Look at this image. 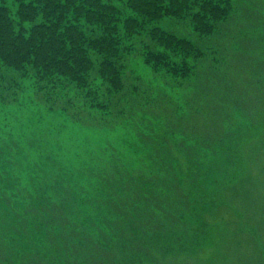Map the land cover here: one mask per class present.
I'll list each match as a JSON object with an SVG mask.
<instances>
[{
    "label": "rangeland",
    "instance_id": "obj_1",
    "mask_svg": "<svg viewBox=\"0 0 264 264\" xmlns=\"http://www.w3.org/2000/svg\"><path fill=\"white\" fill-rule=\"evenodd\" d=\"M188 1L186 18L197 14L199 30L186 18L184 23L160 19L159 27L196 39L194 32H212L224 21L225 10L233 15L225 25L219 23L224 26L220 32L230 33V49L240 52V63L225 85L230 89L216 101L222 113L212 125L204 116L191 115L188 120L206 127L207 135L220 137L203 143L195 133L173 135L169 125L152 121L154 131L144 115L112 128L84 125L39 101L33 79L23 80L16 100L0 98V237L12 249L49 250L48 211L64 214L70 227L86 222L90 232L100 235V226L109 232L117 218L109 207L111 200L121 203L119 198H124L121 204L130 213H142L149 209L138 201L143 193L162 194L177 179L184 186L187 210L176 222L186 225H174L166 241L169 250L151 244L160 261L264 264V104L255 105L256 98L264 100V78L256 83L258 73L264 76V0H206L203 9ZM205 20L213 25L206 26ZM143 34L144 41L147 32ZM126 64L144 83L158 80L137 54H130ZM194 90L172 89L180 110L185 109L181 96ZM233 91L237 99L226 104ZM193 98L202 109L192 112H202L204 99L195 94ZM217 123L222 127L217 129ZM159 127L165 134L156 137ZM180 238L195 244L182 252ZM128 261L132 264L130 257ZM141 264H153L152 259L146 255Z\"/></svg>",
    "mask_w": 264,
    "mask_h": 264
},
{
    "label": "trees",
    "instance_id": "obj_2",
    "mask_svg": "<svg viewBox=\"0 0 264 264\" xmlns=\"http://www.w3.org/2000/svg\"><path fill=\"white\" fill-rule=\"evenodd\" d=\"M194 1V7L201 9L208 4ZM189 10L188 0H0V98L16 100L22 81L29 78L39 101L65 111L81 124L112 128L144 115L154 131L152 121L169 125L173 135L195 133L200 142H214L220 136L207 135L206 127L188 120L191 115L204 116L212 125V119L222 113L223 106L216 101L230 89L225 85L240 63L239 50L230 49V33L220 32L233 15L225 10L221 16L227 20L219 22L223 25L218 23L212 32H194L196 39L159 27L160 19L166 18L184 23ZM211 10L218 14L217 8ZM186 19H193V28L199 30L197 14ZM205 24L211 27L213 22L208 25L205 20ZM143 32H147L144 41ZM130 54L140 56L158 80L146 84L138 75L134 77L126 64ZM263 78L258 73L256 83ZM190 86L195 90L181 96L185 109L180 110L172 89ZM256 92L261 95L260 90ZM194 94L196 99H204L200 113L192 112L202 109ZM236 99L233 91L226 104ZM262 101L256 98L255 105L264 104ZM216 127L222 126L217 123ZM159 128L156 137L165 134ZM136 129L139 136L144 135ZM169 183L162 194L143 193L138 201L149 209L142 213L137 209L130 213L121 204L124 198H119L121 203L111 200L109 207L117 218L110 223L114 226L109 232L98 227L100 235L90 232L86 222L70 227L64 214L48 211L49 250L34 253L21 246L14 250L0 237V261L128 264L130 257L132 264H141L147 255L153 264H165L151 244L169 250L166 241L174 225H186L176 218L180 222L187 210L183 207L187 201L184 186L177 179ZM177 241L180 250L195 244L181 238Z\"/></svg>",
    "mask_w": 264,
    "mask_h": 264
}]
</instances>
